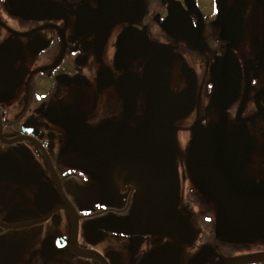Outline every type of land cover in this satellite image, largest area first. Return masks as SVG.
I'll return each instance as SVG.
<instances>
[{
  "label": "flooded vegetation",
  "instance_id": "1",
  "mask_svg": "<svg viewBox=\"0 0 264 264\" xmlns=\"http://www.w3.org/2000/svg\"><path fill=\"white\" fill-rule=\"evenodd\" d=\"M0 264H264V0H0Z\"/></svg>",
  "mask_w": 264,
  "mask_h": 264
}]
</instances>
